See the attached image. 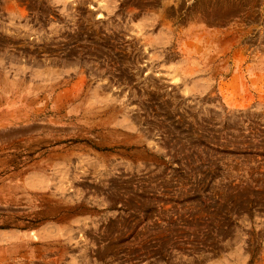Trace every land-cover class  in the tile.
<instances>
[{"label": "rangeland", "instance_id": "1", "mask_svg": "<svg viewBox=\"0 0 264 264\" xmlns=\"http://www.w3.org/2000/svg\"><path fill=\"white\" fill-rule=\"evenodd\" d=\"M0 264H264V0H0Z\"/></svg>", "mask_w": 264, "mask_h": 264}, {"label": "bare ground", "instance_id": "2", "mask_svg": "<svg viewBox=\"0 0 264 264\" xmlns=\"http://www.w3.org/2000/svg\"><path fill=\"white\" fill-rule=\"evenodd\" d=\"M88 36V35H87ZM74 43V42H73ZM108 47V46H107ZM110 50V49H109Z\"/></svg>", "mask_w": 264, "mask_h": 264}]
</instances>
